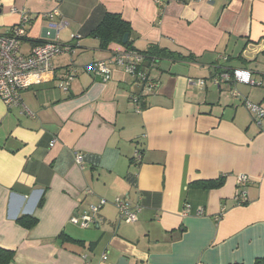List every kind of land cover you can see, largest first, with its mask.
I'll return each instance as SVG.
<instances>
[{"label":"crops","instance_id":"crops-1","mask_svg":"<svg viewBox=\"0 0 264 264\" xmlns=\"http://www.w3.org/2000/svg\"><path fill=\"white\" fill-rule=\"evenodd\" d=\"M14 9L30 13L22 55L52 37L54 10L65 23L54 37L74 50L52 59L20 105L0 101V247L15 251L12 264H264V115L245 106L264 110V70L254 68L264 60V0H0V34L18 23ZM106 13L129 23L137 51L156 45L193 60L143 62L158 81L152 95L114 64L102 82L86 67L124 51L89 36ZM239 175L251 178L245 204L234 200ZM117 199L139 205L136 222L119 220ZM91 205L95 222L82 229L72 218ZM21 216L36 226H19Z\"/></svg>","mask_w":264,"mask_h":264},{"label":"built area","instance_id":"built-area-1","mask_svg":"<svg viewBox=\"0 0 264 264\" xmlns=\"http://www.w3.org/2000/svg\"><path fill=\"white\" fill-rule=\"evenodd\" d=\"M156 2L160 4L159 1ZM12 12L18 13V23L13 26L10 33L0 34V101L7 108L20 105V92L40 83L42 77L52 71L51 62L54 57L63 53H71L74 50V47H71L69 44L58 43L56 37H54L65 27V23L61 19H55L59 17V14L54 10L45 15L48 21L46 27L48 32L46 33L52 37L47 42L33 44L29 54L22 55L20 53V42L26 38L25 26L29 22L30 13L26 10L16 11L15 9ZM143 62V55L133 51H123L114 55L112 60L108 62L96 61L89 64L86 70L102 82H107L110 80L111 75L108 64H114L137 80L142 87L143 95L147 96L152 95L158 88V81L150 78L143 71L141 66ZM76 73L75 66L73 64L68 65L59 80L58 88L63 91H68L70 82L76 76ZM226 77L232 78L238 83L254 85V82L250 79V74L244 70H234L231 75H226ZM234 94L239 95L237 92ZM134 101L138 103L139 98H134ZM245 106L252 114L258 117L264 115V110L255 104L245 101ZM23 111L30 115L26 109H23ZM53 144L54 141L50 143V146ZM136 157L139 158V155L136 154ZM75 162L81 166V159L78 156L75 157ZM250 182L249 177L246 175H239L235 178L237 190L234 195V200L238 204L246 203L247 197L243 187L245 188ZM103 204L104 201L102 200L100 205ZM114 204L118 209L120 221L126 223H134L137 221L136 214L139 210V205L131 208L124 199H117ZM98 209L99 206L91 205L81 214H76L72 218V222L78 227L86 229L95 222V215ZM105 259L106 253L102 255V260Z\"/></svg>","mask_w":264,"mask_h":264},{"label":"trees","instance_id":"trees-1","mask_svg":"<svg viewBox=\"0 0 264 264\" xmlns=\"http://www.w3.org/2000/svg\"><path fill=\"white\" fill-rule=\"evenodd\" d=\"M127 34L128 37L131 34V28L128 22L124 21L120 15L106 13L99 24L90 31L89 36L97 38L99 41V47L101 50H107L111 44H116L121 46L124 51H133L143 55L144 62L148 67H152L155 61L161 59L167 60H193L191 55L183 56L178 53L169 51L164 48H159L156 45H149L144 51H137L132 42L128 39L126 44H122L123 36ZM38 43V42H36ZM71 47L73 45L69 44ZM116 55V54H114ZM233 71H227V75H231ZM143 108V107H142ZM222 180L218 181H202L195 183L196 186L206 190L212 189L217 186H220ZM245 204V203H244ZM17 224L27 230L32 229L36 226L37 220L34 217L30 216H21L17 219ZM62 242L71 243V244H83L81 241H76L70 238L67 235H60ZM15 251L8 248L0 247V264H12L14 259Z\"/></svg>","mask_w":264,"mask_h":264},{"label":"water","instance_id":"water-1","mask_svg":"<svg viewBox=\"0 0 264 264\" xmlns=\"http://www.w3.org/2000/svg\"><path fill=\"white\" fill-rule=\"evenodd\" d=\"M127 40H128V35L125 34V35L123 36V39H122V44H123V45L126 44ZM96 224H98V223H96ZM118 264H128V262H127V260H126L125 258H121V259L119 260Z\"/></svg>","mask_w":264,"mask_h":264},{"label":"rangeland","instance_id":"rangeland-1","mask_svg":"<svg viewBox=\"0 0 264 264\" xmlns=\"http://www.w3.org/2000/svg\"><path fill=\"white\" fill-rule=\"evenodd\" d=\"M143 59H144V57H143ZM260 59H261V57H260ZM263 63H264L263 59H261V60L258 59V62L256 63V65H254V68H258V70H264V64ZM249 179L251 181V178H249ZM243 189L245 190L246 187L245 188L243 187Z\"/></svg>","mask_w":264,"mask_h":264}]
</instances>
